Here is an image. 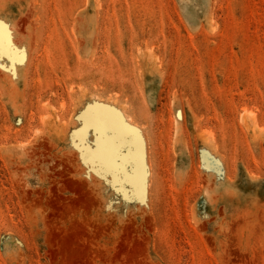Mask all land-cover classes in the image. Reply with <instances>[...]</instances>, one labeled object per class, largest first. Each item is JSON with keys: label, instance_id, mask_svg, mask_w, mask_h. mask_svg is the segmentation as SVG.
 Returning a JSON list of instances; mask_svg holds the SVG:
<instances>
[{"label": "rangeland", "instance_id": "374dc122", "mask_svg": "<svg viewBox=\"0 0 264 264\" xmlns=\"http://www.w3.org/2000/svg\"><path fill=\"white\" fill-rule=\"evenodd\" d=\"M0 48V264H264V0H0Z\"/></svg>", "mask_w": 264, "mask_h": 264}, {"label": "snow or ice", "instance_id": "6c2138e0", "mask_svg": "<svg viewBox=\"0 0 264 264\" xmlns=\"http://www.w3.org/2000/svg\"><path fill=\"white\" fill-rule=\"evenodd\" d=\"M0 55H4V49L0 48ZM8 55L11 57V52H8Z\"/></svg>", "mask_w": 264, "mask_h": 264}]
</instances>
